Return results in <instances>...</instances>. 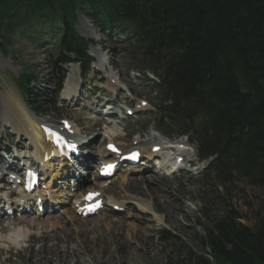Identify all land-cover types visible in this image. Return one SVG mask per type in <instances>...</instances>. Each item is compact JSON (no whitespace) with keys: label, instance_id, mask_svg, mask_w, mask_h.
<instances>
[{"label":"trees","instance_id":"16d2710c","mask_svg":"<svg viewBox=\"0 0 264 264\" xmlns=\"http://www.w3.org/2000/svg\"><path fill=\"white\" fill-rule=\"evenodd\" d=\"M76 12L135 36L140 60L159 75L160 99L170 103L160 109L180 117L203 158L215 156L209 172L264 185V0H0L1 52L17 31L38 42L42 30L59 32L50 36L57 60L73 55L86 65ZM31 77L21 74L24 89ZM234 213L205 224L201 242L209 252L192 253L196 264H264V219L249 226ZM158 237L170 239L164 230Z\"/></svg>","mask_w":264,"mask_h":264},{"label":"rangeland","instance_id":"374dc122","mask_svg":"<svg viewBox=\"0 0 264 264\" xmlns=\"http://www.w3.org/2000/svg\"><path fill=\"white\" fill-rule=\"evenodd\" d=\"M74 15L76 21L73 26L76 32L90 41L88 50L95 59L94 66L100 70L105 68L115 86L120 85L122 90L128 88L133 94L122 91L120 99H126V102L132 105L144 100L147 103L142 107L145 111L134 117L120 120L115 128L101 124L96 126L95 121L100 116L95 114L97 107L91 91L96 87V82L89 81L90 74L85 81H78L79 85L86 82L88 86L83 94L77 96L76 101L67 100V98L64 100L62 91L59 95L60 102L55 107L56 111H51L50 105L43 104L42 109H45L47 113L40 117L36 116L37 119L46 121L48 124L59 125L62 118H69L76 126V136L84 140L95 137L100 142L96 141L93 144L96 147L100 144L103 147L104 140L110 137L118 141L121 146L129 147L136 140V133L142 134L143 140H150L152 136H155L153 141H157V137L162 136L152 131L157 122L153 107L154 95L150 94L149 89L141 82L136 81V72L133 71L136 63L127 56L126 47L120 41L124 36L108 37L81 13L76 12V14L73 13ZM47 43L37 46L35 40L17 31L10 37L5 53L0 51V134L3 135L8 150L13 153H15L19 135L15 134L17 130L13 127L14 123L9 124L7 120H1V115L5 111L4 116L7 114L3 91L10 88L15 96L24 102V93L17 82V77L20 73L26 72L32 76L29 81L30 98L37 99L36 92H39L41 96L46 95L42 99L49 98L54 88L51 64L56 55L50 46H45ZM72 66L70 65L68 73H72L75 77V65ZM116 74L120 77L117 78ZM110 91L113 95L114 90ZM95 94L97 96L98 92ZM37 119L33 115L36 124L39 122ZM177 128L179 126L175 122L171 130H177ZM81 134L85 136L82 137ZM22 142L17 152L33 153V149H28L30 146L27 139L23 137ZM93 145L87 146L92 150L95 148ZM92 151L89 153L91 157L98 154L99 148ZM0 152L7 157L5 151L0 149ZM87 152L88 150H85V153ZM3 162L6 165L13 163L10 156L9 159L0 156V165ZM206 166L207 161L200 164L197 169L186 173L155 172L154 174L152 170L122 173L109 185L107 183L103 185L106 188L103 194L104 199L110 201L114 196L116 201L128 202L125 206L126 210L120 213H113L114 210L110 207L109 212L100 211L101 213L79 221L73 216L72 205L67 203L50 216L63 218L61 225L57 223L54 228L52 222H49V225L46 224L43 230L38 229L37 224L30 227V217L25 220L29 221L28 223L24 222L20 225H15L9 220L11 233H7L18 234V239H12L18 245L3 242V239L7 237L4 235L6 233L0 234V264H196L192 253L207 255L209 252V249L204 248L201 242L204 235L203 227L219 217L224 210H233L237 213L234 215L239 217L238 221L244 225L257 226L264 219V185L252 183L251 180L235 172H231L224 179L216 173L206 175L204 171ZM149 175L153 178H147ZM92 176L90 174L88 178ZM87 185H93V182L89 180ZM63 191L67 193V190ZM3 195L6 199L11 197L8 190H5ZM115 204L122 206L116 202ZM149 208H152L162 221H159L158 216L154 215ZM36 216L38 218V215ZM45 218L47 217H42L40 222L43 223L42 220ZM81 229L84 231H79ZM62 230L65 232L63 233ZM161 230L169 234V240L161 241L158 238V231ZM43 231L59 232L72 237L67 242H64L65 238L61 237L63 235L59 237L61 241L59 247H63L59 248L60 251H57L55 247L43 248L41 243L29 246L26 240L19 242L25 237V233L41 235ZM84 246L88 247V250Z\"/></svg>","mask_w":264,"mask_h":264},{"label":"bare ground","instance_id":"6f19581e","mask_svg":"<svg viewBox=\"0 0 264 264\" xmlns=\"http://www.w3.org/2000/svg\"><path fill=\"white\" fill-rule=\"evenodd\" d=\"M71 67H73L72 65H71ZM77 86V82H76V78L73 76V74L72 73H68L67 75H66V78H65V88H64V91H65V93H68V94H73V93H75L76 92V87ZM3 98H4V101H5V106H6V109H7V114H6V116H4V118H3V120H8L10 123L12 122V123H14L15 125H17V127H18V130H20V132L21 133H23L26 137H27V141H29V143H31L34 147H35V155H34V157L37 159L36 161H39L40 163H41V165H42V168H43V171H45V170H49V172L47 171V172H44V174L46 173V174H49V173H51L52 172V170L53 169H51L52 168V164H51V161L50 160H48L47 159V154L48 153H45L44 154V152H43V148H47V150L48 151H55L54 150V148L49 144V142L48 141H45L44 140V135H43V131L41 130V128H40V125L41 124H45L46 125V123H44V122H38V124H36L35 123V121L33 120V115H32V113L27 109V107L24 105V103L19 99V98H17L16 96H15V93L10 89V88H8V89H5L4 91H3ZM9 123V124H10ZM19 147L21 146V141H19L18 142V144H17ZM152 145H161V143H155V144H152ZM152 145H150L149 147H147V148H143L142 147V151L144 152V153H147L148 151H150V148L152 147ZM98 147H100V145L98 146ZM121 149H122V151L123 152H125V149H123L122 147H121ZM101 154H100V156L103 158L104 157V155H106V154H108V155H110L109 153H107L106 151H105V148H103L101 151ZM165 151H163V152H161V151H159L156 155H165V153H164ZM99 153V152H98ZM111 157H114L113 155H110ZM10 157H11V162H13V163H8V165H6L7 167H15V159H16V157L15 156H11L10 155ZM36 165V164H35ZM37 166V165H36ZM54 174H52L51 173V176H53ZM149 177V176H148ZM145 180V179H144ZM89 189H92V190H94V191H96L97 189H94V188H89ZM21 190L19 189L18 190V192H20ZM99 191V190H98ZM102 192V191H101ZM78 195H80V194H78ZM81 195H82V193H81ZM101 197V196H100ZM111 202H114V203H111L110 205L112 206V204H115V201H111ZM118 204H120V205H122L123 203L122 202H120V203H118ZM105 205V204H104ZM119 207V206H118ZM121 207V206H120ZM106 208H108V207H106ZM112 208V207H111ZM103 209V208H102ZM109 209V208H108ZM113 210H115V209H113ZM149 210L154 214V215H156V216H158L157 215V213L152 209V208H149ZM66 213V212H65ZM106 213V212H105ZM34 215H35V217H37L36 215H39V213L38 212H34ZM0 216H2V214L0 213ZM51 218V217H50ZM53 218V217H52ZM108 218H110V217H108ZM28 219V218H27ZM27 219H25V220H27ZM30 219V218H29ZM157 219L159 220V221H162V218L160 217V216H158L157 217ZM59 220V218L57 219V221ZM30 221V220H29ZM28 221V222H29ZM38 221V218H36L35 220L34 219H32L31 220V222H30V224H34V223H36ZM57 221H55L53 224H52V226L54 227L55 225H56V222ZM80 221V220H79ZM2 222H4L3 220H0V231L1 232H5L6 231V227L3 225V223ZM24 222H26V221H24ZM23 222V223H24ZM28 222H26V223H28ZM47 222V221H46ZM25 223V224H26ZM41 223V222H40ZM58 223V222H57ZM82 223V222H81ZM120 223V222H119ZM20 225V224H19ZM46 225V224H45ZM49 225V224H48ZM82 225H83V223H82ZM30 226V225H29ZM37 226V225H36ZM51 227V226H50ZM82 228V227H81ZM44 229V228H43ZM42 229V230H43ZM67 230V229H66ZM58 231H60V230H58ZM79 231H81V232H83L84 231V229H83V231H82V229L81 230H79ZM52 232V231H51ZM62 232H63V230H62ZM65 232V231H64ZM63 232V233H64ZM80 232V233H81ZM63 233H61V234H59V232H54V233H48V232H42L41 233V235H34V234H29V235H27V234H25V237H26V242L29 244V246H31L32 244H34V243H41V247H48L49 249H52L53 247H55V248H57L58 250L57 251H60L59 250V248H63L62 246L61 247H59V245L61 244L60 242L61 241H59L60 239H59V237L61 236V235H63V236H61V237H63V238H65L64 239V242H67V241H69L70 239L69 238H71L72 237V235H70L68 232H67V234H69L70 236L68 237V236H65V234H63ZM66 234V235H67ZM63 241V240H62ZM10 243H12V244H14L15 242H14V240H12V238H11V241H10ZM26 243V244H27ZM67 244V243H66ZM71 244V243H70ZM69 244V245H70ZM64 246V245H63ZM85 247V246H84ZM86 248V250H88V247H85ZM46 249V248H45ZM74 249V248H73ZM44 250V249H43ZM66 250V249H65ZM22 251V250H21ZM34 251V250H33ZM36 251V250H35ZM40 252V251H39ZM51 253V252H50ZM66 253V252H65ZM84 253V252H83ZM79 254V253H78ZM32 255V254H31ZM93 256V255H92ZM31 257V256H30ZM33 257V256H32ZM80 257V256H79ZM30 259V258H29ZM49 260V259H48ZM52 264V263H51ZM79 264V263H78Z\"/></svg>","mask_w":264,"mask_h":264},{"label":"snow or ice","instance_id":"6c2138e0","mask_svg":"<svg viewBox=\"0 0 264 264\" xmlns=\"http://www.w3.org/2000/svg\"><path fill=\"white\" fill-rule=\"evenodd\" d=\"M133 158H135V155L133 156ZM109 167H111V166H109Z\"/></svg>","mask_w":264,"mask_h":264}]
</instances>
